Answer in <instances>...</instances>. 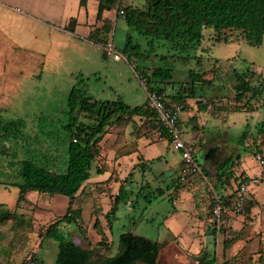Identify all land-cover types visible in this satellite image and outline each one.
Listing matches in <instances>:
<instances>
[{"label":"rangeland","instance_id":"1","mask_svg":"<svg viewBox=\"0 0 264 264\" xmlns=\"http://www.w3.org/2000/svg\"><path fill=\"white\" fill-rule=\"evenodd\" d=\"M135 6L143 8L145 0L140 1ZM124 25L121 22L113 29L111 35L118 52L123 50L127 40L129 28ZM132 36L135 42L145 45L146 40L143 36L138 35L136 32H133ZM223 38L227 40H218V35L213 29H206L204 30L202 45L191 53L196 58L187 64L169 61L165 65L174 68L175 76L173 75V80L175 82L176 79L183 77L178 75L180 69L187 68L195 73L204 72L206 76L209 75L212 85L208 84L206 87L223 88L222 92L226 93L224 98L227 101L226 104L223 101L220 102L222 106L217 105L219 109L214 108L213 111L216 114L234 112L233 108L237 106L236 98L231 95L236 84L234 71L240 73H253L256 71L255 81L260 74L264 77V39L260 46H253L242 36L231 31L225 32ZM9 48L18 49L17 46L7 40V37L0 36V60H3L5 55H8L10 59L15 54L11 51L5 53V50H9ZM167 52L168 50H164L163 53L167 54ZM16 53L18 57V52ZM30 53L23 52L24 56ZM157 53L163 54L158 50ZM199 59H201V65L198 64ZM88 60L85 63L75 61L66 68L44 69L43 71L40 67L36 68L35 66L30 71L39 72V77L35 76L34 79L25 80L23 90L18 91L13 96V100L3 101L4 109L0 112V119H22L28 123V126L27 130L24 129L23 131L22 140L13 137L6 140L3 145L10 149L6 153L0 152V263L2 264H23L25 262L36 264L32 260L34 256L40 257L43 264H54L59 242L67 240L77 242L88 249H95L96 256L94 260L99 261L116 254L118 252L116 247L119 243V234L130 230L162 242L163 239L160 238V234L161 236L163 234L161 225L168 213L176 208H187L193 204L192 191H189V193H183L180 201L175 205L163 197L153 201L150 205L148 200L155 198L156 188L146 190L134 201L131 199L128 205L121 203L116 213V217L119 219L111 218L112 223L110 226L107 214L111 210L114 195L108 191L101 193L97 189V185H94L91 180L87 183L89 185L86 184L89 187L86 194L78 197L75 202V208H79L81 211V223L86 239L80 236L74 223H61L59 225L60 241L43 240L42 234L47 227L65 215L69 201L63 195L33 192L28 194V198L26 196V200L18 202L20 194L18 184L21 182L18 161L27 158L34 159L38 163L48 165L53 170L66 172L68 166L67 156L60 149L56 156L57 160H55L53 159L54 155L51 156V149L53 146L64 147L68 144L65 130L69 118L68 99L73 87L78 85L81 80H84L88 94L99 100H115L117 95H120L125 102L136 106L143 104L147 95L143 78L139 75L140 72L135 70L125 59L115 60L113 56H106L100 51L96 63L93 62L92 56ZM155 66H157L156 63ZM248 98L250 104L242 107L241 113L236 112V114L231 115L225 130L238 137L249 125V135L245 140V144L248 146L250 153L243 155V157L245 164L255 169L254 172L257 173L259 169H263L257 162V154H260L264 159V132H260L259 129L260 123L264 121V102H262L264 96L251 98L248 95ZM248 98L242 103H247ZM221 115L223 114L221 113ZM80 116L83 122L90 121L84 113ZM141 125V122L137 119L129 125L123 123L112 126L109 131L113 127H116L114 128L115 131L122 130L119 137H117L119 140L130 139L128 140V149L132 148V142L130 141H138L144 134L151 144L156 143L153 133H144L145 129ZM34 127H37L39 131L36 133L30 132ZM30 134L37 135V139L31 138ZM46 140L52 145L47 146L44 142ZM23 143L27 146L25 147ZM15 145H18L17 150ZM195 145V149H197L199 145ZM230 145L231 147L228 148L216 146L213 143L199 146L197 150L198 162L202 166L207 164V169L210 172H217L219 165L228 156H234L238 153V150H236L237 145L233 142ZM23 146L26 149L24 151ZM165 149L166 142L160 141L150 148L147 155L159 156L165 152ZM121 152L124 154L125 151L122 150ZM101 161L103 160L101 159ZM101 161L99 160V162ZM134 161L137 162V168L134 169L136 170L135 174H139L140 171V173H143V170L139 168L137 154ZM120 166L121 162L117 164V168L122 172L123 169ZM131 171L132 167L129 172ZM107 177L108 175L102 178L106 179ZM155 181H152V183ZM185 184L181 183L182 187H185ZM166 185L164 186L167 187ZM207 187V194L212 195V192L209 191L210 185H207ZM251 190L252 194L259 200L260 206H264V178L261 179L259 184L252 185ZM134 191L137 192V189ZM252 194L245 212L248 207L258 203L253 199ZM146 206L147 209H145ZM5 215L8 218L3 220L2 217ZM255 226H250L246 233L248 235L254 233L258 229ZM106 238L108 239L107 242L105 241ZM102 242L103 245H100ZM262 257L261 260L257 257L254 264H264V252Z\"/></svg>","mask_w":264,"mask_h":264},{"label":"crops","instance_id":"2","mask_svg":"<svg viewBox=\"0 0 264 264\" xmlns=\"http://www.w3.org/2000/svg\"><path fill=\"white\" fill-rule=\"evenodd\" d=\"M117 1L127 7L135 6L142 0ZM99 9L100 3L98 0H87L84 6L81 5V0H0V36L7 37L10 43L18 47V49L9 48V50H5V53L11 51L15 54L10 59L8 55H5L3 60H0V112L4 109L3 101L13 100V96L18 91L23 90L25 80L34 79L35 76L39 77V72L30 71L35 66L36 68L40 67L42 71L44 69L66 68L75 61L85 63V61L90 60L88 58L91 56L93 62L96 63L100 51L106 56H113L107 53V46L103 47L101 43L91 41L90 35L102 29L106 22L112 27L110 37L113 29L121 22L125 25L127 23L124 17L118 14L116 8L104 9L102 18L99 19ZM72 21H74L73 24ZM109 40V44H112L114 50L118 52L112 37ZM164 50L167 49H158L161 53ZM122 51L118 53L123 55V59L134 68L137 67L134 62L126 58ZM16 52H18V57ZM23 52L31 53L24 56ZM158 55H164V53ZM155 63L157 66H155ZM142 65L151 73L155 68L166 67L157 60L142 63ZM172 69L175 76L174 68ZM191 73L192 71L187 68L180 69L178 75L183 77L176 79L177 86L164 82L158 84L163 89L161 95L167 106L181 108L180 125L184 130L186 141L191 143L194 148L195 161L201 172L190 175L183 182L181 180V154L171 149L166 140L158 139V135L152 132L156 143L151 144L144 134L145 136L143 135L138 141H130L132 142V148L128 149V140L130 139L119 140L118 137L122 130L115 131L114 128L116 127H113L100 142V150L103 156L102 163H107L106 170L102 175H93L88 182L92 180L101 193L108 191L114 195L111 206L121 185H125L128 192L127 199L123 202L127 205L131 199L134 201L144 191L155 188L157 194L153 200H148L150 205L160 197L168 199L175 205L180 201L183 193L192 191L191 194L194 198H192V205L187 208H176L165 217L161 225L163 229L162 236L160 234V238L163 239L162 242L130 230L135 235L144 236L158 244L160 264H212L213 262L214 264H253V260L259 257L260 251H264V206H260L259 200L252 194L251 190L250 198L252 194L253 199L258 203L248 207L243 214L227 215L225 217V232L223 233L212 217V207L214 206L215 196L231 203L237 195V189L243 177H258L259 184L261 179L264 178V167L259 164L263 169H259L256 173L254 172L255 169L246 165L243 157L245 154L242 155V134L235 137L225 130L231 115L236 114V112H221L223 114L221 115V113L216 114L213 111L214 108L219 109L216 105H220V102L223 101L226 104L227 99L224 98L226 93L222 92L223 88L215 86L208 88L199 85L197 98L178 100L180 84L191 81ZM205 79L211 80V77L207 75ZM236 85L237 80L231 92V95L235 98ZM145 89L147 92L146 86ZM147 95L143 104L147 103ZM119 97L121 96L117 95V98ZM198 102L203 103L200 104L201 107ZM212 103L215 107L212 106ZM205 104L209 106L206 107ZM241 112L242 110L239 113ZM138 120L141 122V119ZM141 124H143V120ZM27 126L28 123L26 130ZM144 129V133L147 134L151 127L145 126ZM38 131L37 127L30 130L32 133ZM30 136L34 140L37 139V135L30 134ZM160 141L166 142L165 152L159 156L153 154L148 156L147 152L150 151V148ZM44 142L47 146L52 145L48 143V140ZM231 142L237 145L238 149L236 148V150H238V153L227 158H236L238 155H241V157L240 159L236 158L233 166L226 170L227 174L223 178L225 184L216 189L211 180L216 178L218 169L217 172H210L207 169V164L202 166L197 159V150L199 146L210 143L228 148L231 147ZM195 144L199 145L197 149H195ZM67 147L68 144L64 147L53 146L51 149V156L54 155L53 159L57 160L56 156L60 149L68 158ZM15 149L17 150V146H15ZM122 150L125 151L124 154L121 152ZM136 154L139 168L143 170V173H140V171L137 175L135 174L136 170H134L137 168V162L134 161ZM119 162H121L122 172L117 168ZM131 167L132 171L129 172ZM107 175L108 177L103 179ZM152 181L155 182L152 183ZM164 183L167 184V187L164 186ZM181 183H186V186L182 187ZM87 185L84 186L83 192H80V196L86 194L89 188ZM207 185H210L209 191L212 192V195L207 194ZM135 189H137V192L134 191ZM28 197L29 195H27ZM145 209H147V206ZM114 217L119 219L116 215ZM250 226L258 227V229L248 235L246 231Z\"/></svg>","mask_w":264,"mask_h":264},{"label":"trees","instance_id":"3","mask_svg":"<svg viewBox=\"0 0 264 264\" xmlns=\"http://www.w3.org/2000/svg\"><path fill=\"white\" fill-rule=\"evenodd\" d=\"M98 1L100 3L99 19L102 18L104 9L108 8H116L118 14L124 17L129 31L122 52L136 64L135 70L140 72L148 90L159 94H162L163 91L159 82L173 86L178 85L172 80L173 69L161 66L153 69V72L150 73L142 63H150L155 60L163 65L169 61H177L182 64L191 62L196 58L191 53L202 45L204 30L213 29L220 41L227 40L223 38V35L225 32L231 31L242 36L253 46H260L264 39V0H145L143 8L124 7L123 3L117 0ZM86 2L87 0H81V5L84 6ZM73 23L74 21H72ZM104 24L102 29L90 35V40L99 42L103 47H106L110 43L111 36L109 37V34L112 27L106 22ZM133 32L145 38V45L133 40ZM164 48L168 50L167 54L158 55L157 50ZM198 64L201 65V59ZM234 75L237 80L235 87L237 106L233 108V111L240 112L242 107L250 104L248 95L251 98L262 97L264 77L260 74L255 81V72L234 71ZM190 76L191 81L180 84L177 97L179 101L197 98L199 85H212V80L205 79L204 72H192ZM85 85L84 80H81L78 85L73 87L68 99L69 118L65 125L68 142L66 172L53 170L48 165L38 163L34 159L27 158L18 161L21 178V182L18 184L20 189L18 202L26 200V196L33 192L63 195L69 199L65 215L47 227L42 234L43 240L60 241L59 225L61 223H74L80 236L86 239L81 223V211L79 208H75V202L92 176L102 175L106 170L107 163L101 161L103 156L100 142L109 132L110 127L123 123L131 124L137 119H141V122L143 120L141 127H151L149 133L154 132L158 138L164 134L156 113L150 110L147 103L131 106L121 97L116 100H99L88 94ZM247 98L248 102L242 103ZM198 104L202 105L203 103L198 102ZM204 106L208 107L209 105L205 104ZM82 113L88 116L90 121L83 122L80 116ZM26 125L27 123L22 119H0L1 153H6L10 149L3 145L6 140L12 137L23 139ZM259 129L260 132H264V122L259 125ZM249 130L248 126L241 136L242 155L250 153L245 144ZM75 139L77 142H74ZM15 146L18 149V145ZM25 147L23 146V151L26 150ZM240 157L241 155H238L236 158L240 159ZM236 158L229 157L218 167L216 178L211 180L216 189L225 184L223 178L227 174L226 170L233 166ZM248 179V177H243L242 180ZM127 193L125 185H121L118 195L114 198L112 208L107 214L110 226L111 218L118 212L119 205L127 199ZM2 218L5 220L8 217L5 215ZM107 240L106 238L105 241L107 242ZM100 245H103V242ZM112 245L115 246L113 243ZM116 248L118 252L113 256L95 261V249L85 248L72 240L60 241L54 264H160L158 244L144 236L135 235L131 231L119 234V243ZM263 252L260 251L259 260L263 258ZM32 260L36 264H43L38 256H34ZM254 262L253 260L252 263L254 264Z\"/></svg>","mask_w":264,"mask_h":264},{"label":"built area","instance_id":"4","mask_svg":"<svg viewBox=\"0 0 264 264\" xmlns=\"http://www.w3.org/2000/svg\"><path fill=\"white\" fill-rule=\"evenodd\" d=\"M121 14H123V11H121ZM106 51L109 55H113L114 59L116 60L123 58L122 54L114 50L112 44L107 45ZM143 81L147 88L145 80ZM147 93V105L151 111L156 113L164 131V134L160 135L158 139L166 140L171 149L178 151L181 154V180L184 182L190 175L200 173L201 169L195 161L194 148L192 147L191 143L186 141L184 130L180 125L179 115L181 108H170L167 106L164 98L158 92L150 91L147 88ZM74 142H77V139H75ZM256 159L258 163L264 167V159L262 156L257 155ZM258 182V177H252L248 180L241 181L237 189V195L231 203H227L219 196L214 197L212 217L222 233L225 232V217L227 215L245 213L246 206L250 198V187L252 185H257Z\"/></svg>","mask_w":264,"mask_h":264}]
</instances>
